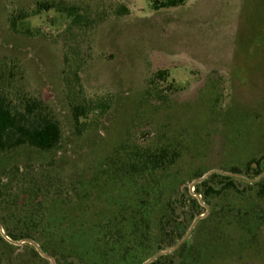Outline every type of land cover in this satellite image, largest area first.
<instances>
[{
  "label": "rangeland",
  "instance_id": "obj_1",
  "mask_svg": "<svg viewBox=\"0 0 264 264\" xmlns=\"http://www.w3.org/2000/svg\"><path fill=\"white\" fill-rule=\"evenodd\" d=\"M41 3L79 8L93 24L69 32L68 16ZM0 62L13 96L45 102L62 128L54 151L0 156L1 217L48 214L54 201L29 192L49 185L63 222L33 227L46 246L52 234L87 232L119 212L129 189L113 173L133 151L176 153L174 173L191 193L195 175L264 155V0H187L160 11L149 0H0ZM76 104L87 111L79 122ZM15 167L14 189L5 190ZM238 238L198 240L208 264H264V230L252 247ZM23 242L15 250L0 242V264H71L46 252L54 262H42Z\"/></svg>",
  "mask_w": 264,
  "mask_h": 264
},
{
  "label": "trees",
  "instance_id": "obj_2",
  "mask_svg": "<svg viewBox=\"0 0 264 264\" xmlns=\"http://www.w3.org/2000/svg\"><path fill=\"white\" fill-rule=\"evenodd\" d=\"M149 1L154 11L181 7L187 2ZM38 9H57L59 13L67 15L70 20L69 32L83 24L88 27L93 24L79 8L73 6L41 3ZM4 66L0 62V156L24 148L42 152L58 149L62 144L63 132L51 108L30 96L14 97L10 91L13 76L6 73ZM72 72L79 82L77 70ZM158 76L163 80L168 78L166 71ZM73 112L76 122L87 117L86 109L79 104L73 105ZM177 156L176 153L158 149L130 153L126 164L113 173L114 180L115 176L120 178V189L122 186L129 189V196L123 195L120 199L119 212L87 232L76 229L66 234H52L49 237L51 246L38 241L37 236L33 235V227L48 231L62 224L63 216L54 212L57 203L50 197L49 185H36L29 194L48 199L47 202L54 201L47 209L49 213L37 208L19 217L16 215L17 218L11 221L0 216L5 231V235L0 231V242L6 248L15 250L18 247L11 244L10 239L14 242L37 241L44 252L59 257L60 262L71 264H145L149 258L169 250L184 239L194 221L206 214L209 207L211 211L199 220L193 238L184 242L177 251L161 256L151 264H208L209 255L198 240L203 233L207 240L206 247L215 242L219 246L227 244L226 235L232 232L238 235L237 242L243 248L257 244L264 230V155L248 160L242 168L229 170L242 178L215 173L196 184L192 193L174 173ZM20 172L19 167L7 172L4 176L7 179L5 190L14 189L13 179ZM205 175L199 173L194 180ZM23 185L19 184L20 187ZM196 195H201V200ZM206 229L210 232L207 233ZM24 250L47 262L34 246L25 244Z\"/></svg>",
  "mask_w": 264,
  "mask_h": 264
},
{
  "label": "water",
  "instance_id": "obj_3",
  "mask_svg": "<svg viewBox=\"0 0 264 264\" xmlns=\"http://www.w3.org/2000/svg\"><path fill=\"white\" fill-rule=\"evenodd\" d=\"M215 173L222 174V175H225V176H232V177L242 178L241 175L233 174V173H230V172H225V171H222V170H213V171H210L209 173H207V174H206L204 177H202L201 179L197 180L196 183H195L193 186H195V185L198 184V183H201V182L205 181L206 179H208L211 175H213V174H215ZM261 178H262V177H260V179H261ZM260 179H258V180H260ZM193 190H194V189H193ZM196 197H197L198 199L201 200V195H196ZM203 205L205 206V204H203ZM206 207H207V206H206ZM209 211H210V209H209V207H207V213L204 214V215H202V216H200L199 218H197V219L194 221V223H193V225L191 226V228H190L188 234H187V235L184 237V239H182V240H181L176 246L170 248L169 250L162 251V252L158 253L156 256L150 258L145 264H151V263H153L154 261H156L159 257L164 256V255H169V254H171V253L177 251V250L181 247V245L189 239L190 234H191L192 231L194 230V228H195L196 224L199 222V220L205 218V217L209 214ZM0 231L2 232L3 235H5V231H4L3 226H2L1 223H0ZM23 243H24V244H30V245L34 246V247L37 249V251L39 252V254H40L41 256H43V257H45V258L51 260L52 262H54V259H53L51 256L45 254L44 251L42 250L41 246H40L37 242H35V241H33V240H25ZM12 244H14V245H18L19 243H18V242H12Z\"/></svg>",
  "mask_w": 264,
  "mask_h": 264
}]
</instances>
